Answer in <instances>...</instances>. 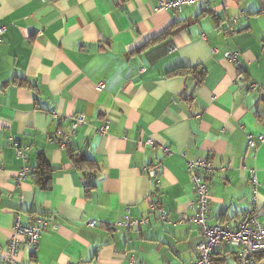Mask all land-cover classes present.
<instances>
[{"label": "crops", "instance_id": "1", "mask_svg": "<svg viewBox=\"0 0 264 264\" xmlns=\"http://www.w3.org/2000/svg\"><path fill=\"white\" fill-rule=\"evenodd\" d=\"M263 4L208 0L174 12L155 10V0H0V261L15 223L41 218L40 240L20 246L19 264H192L201 241L192 223L154 218L140 236L109 225L146 217L151 197L170 220L192 216L187 163L200 157L214 165L209 223L235 228L258 208L264 224V88L249 89L264 85ZM230 50L240 66L225 58ZM80 113L86 124L61 149L57 131L71 132ZM39 154L51 166L47 189L33 172L17 179ZM154 164L159 185L145 170ZM213 264H238L235 248L222 244Z\"/></svg>", "mask_w": 264, "mask_h": 264}, {"label": "built area", "instance_id": "2", "mask_svg": "<svg viewBox=\"0 0 264 264\" xmlns=\"http://www.w3.org/2000/svg\"><path fill=\"white\" fill-rule=\"evenodd\" d=\"M155 10H165L180 12L184 7L195 5L198 2H202L206 6L208 0H155ZM264 12V4H263ZM6 33V27L0 25V42L3 41V36ZM241 52L237 50H230L225 53V58L234 64L235 66L241 65L240 60ZM264 88V85L258 83H252L249 86L251 91H258ZM53 119L66 120V117L53 111L51 113ZM86 124V116L84 113H80L77 116L72 117V130L69 133H64L62 129L57 131V143L61 149H68L71 146V141L75 132L80 127ZM108 125H104L96 132L101 134L106 133ZM260 142L264 141V136H259ZM151 143V141H148ZM12 147L15 149L16 156L19 159L28 161L27 155L28 148H24L21 144L11 139ZM248 144L250 147H256V141L254 138L248 136ZM166 155H170L171 152L168 149H164ZM2 166L0 165V169ZM187 169L190 174L191 182L194 187L195 200L191 205L193 210L192 216L179 215L175 220H170L168 213L151 197L149 202V215L146 217H133L129 213L125 217L109 225L110 229L115 231L125 230V232H134L140 236L141 228L148 227L152 224L154 218L160 223L170 222L173 225L192 223L197 227L201 241L198 245V257L192 264H213L214 254L218 251L222 244L226 243L236 250V257L238 264H255L257 256L264 254V224L259 221V216L262 211H257L258 208L246 211L238 225L233 228L229 225H211L209 223V215L211 212V191L209 188L207 175L214 171V165L209 157H200L195 161H188ZM146 172L152 178H155V183L160 184V179L157 178L161 172L159 165H151L147 167ZM31 173V168L25 166L18 173V181L26 179ZM251 183L254 195V204L258 196L259 182L255 171L251 172ZM152 196H155L153 194ZM47 222L44 219L39 218L36 223L24 225L20 221H17L14 225L13 236L11 237L5 258L0 261V264H19V252L20 246L26 242L33 246H36L41 237L42 226ZM89 227L95 228L96 221L87 222ZM58 226L53 225V230H57ZM130 264H146L138 262L134 257L129 258Z\"/></svg>", "mask_w": 264, "mask_h": 264}, {"label": "trees", "instance_id": "3", "mask_svg": "<svg viewBox=\"0 0 264 264\" xmlns=\"http://www.w3.org/2000/svg\"><path fill=\"white\" fill-rule=\"evenodd\" d=\"M197 71V75L202 79L204 76V71L202 69H194ZM74 162L78 164H83L82 162L86 160L74 156ZM33 176L35 177L36 183L42 188L47 189L51 180V166L44 154H39L37 158V164L31 168ZM89 189V188H87Z\"/></svg>", "mask_w": 264, "mask_h": 264}]
</instances>
